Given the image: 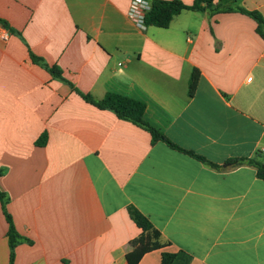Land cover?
<instances>
[{"label": "crops", "instance_id": "crops-1", "mask_svg": "<svg viewBox=\"0 0 264 264\" xmlns=\"http://www.w3.org/2000/svg\"><path fill=\"white\" fill-rule=\"evenodd\" d=\"M190 6L193 0H179ZM131 0H0V192L23 241L13 264H130L133 206L189 264H264V42L240 13L184 9L166 28L135 27ZM258 11L264 0H213ZM30 54L60 71L33 64ZM198 80L187 88L191 73ZM74 90L141 101L171 143ZM43 139L42 144H37ZM0 201V264H9Z\"/></svg>", "mask_w": 264, "mask_h": 264}, {"label": "trees", "instance_id": "trees-1", "mask_svg": "<svg viewBox=\"0 0 264 264\" xmlns=\"http://www.w3.org/2000/svg\"><path fill=\"white\" fill-rule=\"evenodd\" d=\"M151 5L150 11L147 13L145 18V24L147 26H155L159 28H166L169 25L172 17L179 14L182 10L187 9L195 12H207L209 15H214L218 13H240L252 19L255 24V33L256 35L264 42V18L258 11H248L242 7H223L220 5L214 4L213 0H193V3L190 6H186L181 3L179 0H148ZM0 23L3 26H6L5 22L0 20ZM30 60L33 64H36L44 69H46L53 77L61 79L60 71L54 67H47L43 61L30 54ZM198 80V73L196 70H193L191 73L187 95L191 97L194 94V90ZM86 103L93 105L99 110H107L112 112L118 119L128 121L134 125L143 128L146 130L150 137L151 143L163 142L169 148L177 150L184 154L189 155L190 157L210 165L213 168H218V166L206 161L204 158L197 156L191 152L180 149L169 140H167L161 132H159L154 127L150 126L144 120L145 105L141 101H137L125 96L107 93L101 100H94L89 95H84L77 90H74ZM43 139L37 144H42ZM257 155L260 157L259 153ZM225 165L230 167H236L241 165H249L255 168L256 177L264 182V158H239L231 159L226 162ZM2 172L0 171V176ZM0 201L4 210V196L0 192ZM127 212L131 221L141 230V234L138 238L132 240L128 243L127 247L131 250L127 255L128 261L130 264H136L138 259L143 255L155 251L162 250L169 244L167 242H162L160 233L152 226L150 221L143 216L137 209L133 206L127 208ZM4 216L8 224L7 231V241L9 247V264H13L14 259V250L22 241L23 238L17 234L13 224L11 222L10 216L4 210ZM191 262V257L182 252L178 251L176 253H170L162 251L160 253V263L161 264H189Z\"/></svg>", "mask_w": 264, "mask_h": 264}, {"label": "built area", "instance_id": "built-area-1", "mask_svg": "<svg viewBox=\"0 0 264 264\" xmlns=\"http://www.w3.org/2000/svg\"><path fill=\"white\" fill-rule=\"evenodd\" d=\"M150 9L151 5L148 0H131L127 9V18L135 27L144 30L146 28L145 18ZM0 38L1 40L6 41L8 34L2 32ZM257 153L264 156V148H259Z\"/></svg>", "mask_w": 264, "mask_h": 264}]
</instances>
